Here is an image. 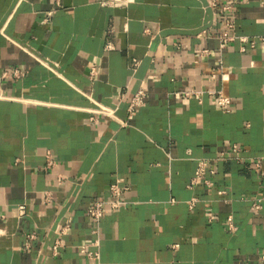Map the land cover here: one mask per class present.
I'll return each mask as SVG.
<instances>
[{
  "label": "crops",
  "instance_id": "0c3cea01",
  "mask_svg": "<svg viewBox=\"0 0 264 264\" xmlns=\"http://www.w3.org/2000/svg\"><path fill=\"white\" fill-rule=\"evenodd\" d=\"M210 1L0 0V264H264V49L220 51L233 0ZM233 14L238 35L264 33L262 0ZM202 160L215 172L191 187ZM115 182L127 204L96 228L86 209Z\"/></svg>",
  "mask_w": 264,
  "mask_h": 264
},
{
  "label": "built area",
  "instance_id": "2783aa9c",
  "mask_svg": "<svg viewBox=\"0 0 264 264\" xmlns=\"http://www.w3.org/2000/svg\"><path fill=\"white\" fill-rule=\"evenodd\" d=\"M239 0H233V3L231 5L223 6L222 7V12L225 14L223 17V24H222V29L223 31L221 34L218 36L219 39V50L220 51H225L227 46L236 41L239 40L242 43L241 50L242 52H245L248 49H256L258 47H261L264 49V33L261 35L257 36H245V35H238L235 31L236 25H235V15L233 14V10L235 7L238 6ZM262 4H264V0H262ZM103 6H112L115 5V2H103ZM210 6L213 8H217L218 2L217 0H211L210 1ZM205 34L201 33L200 37H204ZM163 45H172L174 46L177 50L181 49V44L178 42H172L169 36H166L162 38ZM105 50L106 51H111L113 50V46L110 43H107L105 45ZM202 56H210L211 51L208 49H204L201 51ZM139 61L133 60L132 64L130 66L131 70L135 71V69L138 66ZM96 70L93 69L91 72V79L95 77ZM6 75V74H5ZM15 76H20V73L16 71L14 73ZM204 94L202 91H192V92H187L186 97L189 95H192L196 97L197 99H200L201 96ZM208 94L217 96L214 103L218 106H220L223 110L229 111V106L231 104V98L229 97H224L221 92H212L209 91ZM124 93L120 92L118 93V98H123ZM147 98V89L145 87H141L129 100V105H128V116L127 120H131L134 118L136 113L145 105V101ZM115 109H111L109 107H106L104 105H99L98 108L96 109V113L102 114V115H107L109 117H114L115 114ZM122 125L125 126L126 122H122ZM240 148L237 145H234L231 149V152L233 153H238L240 152ZM226 156V155H225ZM52 162L48 163V167H52ZM214 170L209 166V163L206 160H202L198 163V167L196 169L195 176L193 177L190 186L193 187L194 185L201 184V183H206L210 184L208 180V174H214ZM127 190L126 187H123L120 185L118 182H115L114 184L110 185L108 188V198L107 199H100V200H95L91 202L87 209H86V215L87 217L96 225V228L99 225V222L101 219L110 211H115L127 204V202L123 199V194ZM222 194V193H220ZM195 200L192 201L191 207H193V203ZM259 206H257L258 208ZM20 213L21 215L25 214V207L21 206L20 207ZM227 227L231 230H234V223L233 219L230 218L227 222ZM69 230V225L63 227L59 233H58V238L55 241L54 246L52 247V252L53 255L56 256L59 254V249L63 246V236L67 235ZM36 238L35 234H31L28 236V241H32ZM28 242V243H29ZM27 243V245H28ZM96 243H90V244H83L79 246L80 253L87 259H99V252L98 251H92L90 250L91 247H96ZM261 261L264 263V255L261 258Z\"/></svg>",
  "mask_w": 264,
  "mask_h": 264
}]
</instances>
